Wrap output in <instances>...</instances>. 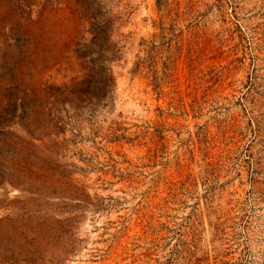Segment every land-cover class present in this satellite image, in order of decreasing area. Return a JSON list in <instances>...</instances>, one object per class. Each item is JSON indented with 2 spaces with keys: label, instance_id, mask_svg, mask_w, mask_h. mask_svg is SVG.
<instances>
[{
  "label": "rangeland",
  "instance_id": "1",
  "mask_svg": "<svg viewBox=\"0 0 264 264\" xmlns=\"http://www.w3.org/2000/svg\"><path fill=\"white\" fill-rule=\"evenodd\" d=\"M0 264H264V0H0Z\"/></svg>",
  "mask_w": 264,
  "mask_h": 264
}]
</instances>
